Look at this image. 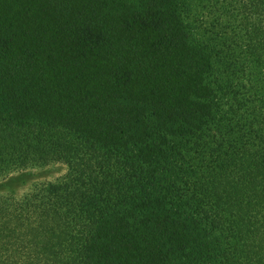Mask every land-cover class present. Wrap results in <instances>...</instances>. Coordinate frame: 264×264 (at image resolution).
<instances>
[{
	"label": "trees",
	"instance_id": "1",
	"mask_svg": "<svg viewBox=\"0 0 264 264\" xmlns=\"http://www.w3.org/2000/svg\"><path fill=\"white\" fill-rule=\"evenodd\" d=\"M264 69V0H223ZM167 0H0V264H264V109L221 111ZM264 93V87L263 91Z\"/></svg>",
	"mask_w": 264,
	"mask_h": 264
},
{
	"label": "rangeland",
	"instance_id": "2",
	"mask_svg": "<svg viewBox=\"0 0 264 264\" xmlns=\"http://www.w3.org/2000/svg\"><path fill=\"white\" fill-rule=\"evenodd\" d=\"M141 6L146 0H130ZM185 17L195 39L211 54L212 72L207 83L225 114L237 116L255 107L264 109V69L252 60L243 44V31L226 26L232 17L223 0H167ZM68 172L64 163L33 166L0 179V198H22L37 186L54 183Z\"/></svg>",
	"mask_w": 264,
	"mask_h": 264
}]
</instances>
